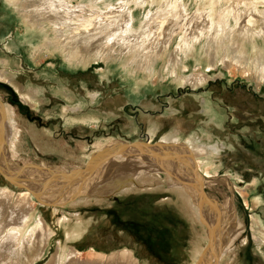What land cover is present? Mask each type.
Returning <instances> with one entry per match:
<instances>
[{"label":"rangeland","instance_id":"1","mask_svg":"<svg viewBox=\"0 0 264 264\" xmlns=\"http://www.w3.org/2000/svg\"><path fill=\"white\" fill-rule=\"evenodd\" d=\"M72 1L76 5L91 4L90 0ZM159 1L160 5L156 0L155 5L149 2L135 6L136 22L144 21L150 9L156 11L163 3ZM108 2L118 4V0ZM184 2L192 16L197 8L205 9L210 0L205 4L201 0ZM7 3L0 0V103L6 107V110L1 109L0 123L5 116H12L17 122L16 129L20 128L14 143L18 148L12 151L11 159L20 166L33 163L70 172L81 168L92 153L114 139H149L147 133L154 124L159 125L154 143L176 127L183 133V139L191 135L212 137L219 143L220 151L210 155L213 162L204 169L208 168L218 177L228 176L234 189L231 192L229 186L221 182H208L204 189L210 199L226 210H230L229 203L234 200L240 226L232 248L224 254L219 248L222 243L219 234L217 245L222 254L219 264H264V243L262 249L258 247L252 227V215L264 222V84L258 86L256 79L243 70L236 66L225 68L223 64L210 71L212 76L208 83L196 88L167 79L153 83L144 76L133 77L124 63L112 58L95 59L87 68H73L57 52L59 50L34 53L32 47L44 43L45 31L23 32L18 10ZM26 6L28 11L34 9L29 3ZM196 26V22L187 23L189 29ZM194 60L191 58L188 62L190 71ZM161 66L160 63L159 69ZM138 81H142L141 85ZM28 96L38 101L37 107L31 105ZM212 109L219 115L213 114ZM87 115L98 118V122L86 123L83 119ZM132 125L139 128L137 133H127ZM1 128L6 138L7 128ZM120 162L125 165L127 161ZM130 165L132 162L123 166L124 177L118 174L110 180L102 178L100 173L95 182L87 183L84 188L94 195H84L60 206L58 213L54 212V207L39 204L37 200V217L43 218L54 235L36 264L49 263L61 243L68 249L77 248L83 260L91 258V249L110 254L127 248L135 252L141 264L196 263L195 256L204 249L209 236L206 224L190 208V199L178 188L168 185L172 182L169 173L161 172L157 176L139 170L135 174L132 173L136 172L135 166ZM0 186L15 192L20 190L1 175ZM103 187L113 189L105 195L97 194ZM258 198L263 201L255 204ZM8 205L0 198V209L6 210ZM33 225L27 227L25 235ZM68 233L72 237L67 236ZM33 257L31 253L30 258Z\"/></svg>","mask_w":264,"mask_h":264},{"label":"bare ground","instance_id":"2","mask_svg":"<svg viewBox=\"0 0 264 264\" xmlns=\"http://www.w3.org/2000/svg\"><path fill=\"white\" fill-rule=\"evenodd\" d=\"M6 1L7 4L18 10L20 15L18 18H21L22 27H24L23 32L27 33L30 29H34V33L35 30L45 31L44 34L47 36L43 35L44 43H40L39 40L40 44L33 45V52L36 54L44 51L56 53L54 50H59L57 52H60V55L73 68H87L95 59L108 61L112 58L124 63L128 74L133 77L144 76V78L152 80L153 83L167 79L177 85H190L196 88L208 83L212 76L210 71L214 68L218 69V66L223 64L225 68L236 66L243 70L248 76L256 79L258 86L264 84V0H210L205 9L198 6V11L192 16L188 13L185 0H163L159 8L156 5V11L150 9L147 12L145 20L140 24L136 22L135 6L146 5L149 2L155 5L156 0H118V4L109 3L108 0H90L91 4L81 2L82 4L77 5L73 4L72 0ZM157 1V4L160 5V1ZM201 1L204 2L203 4L206 3V0ZM28 3L34 9L28 11L26 6ZM194 22L197 24L196 29H194L195 27L189 29L190 24L187 27V23L194 25ZM25 51L27 50L25 49ZM191 58L195 59L192 71L189 69L191 65H188ZM160 63L162 66L159 69ZM161 86L163 87L162 84ZM26 98L30 100L31 105L37 107L38 101L33 100L30 96ZM1 109L2 111L6 110V107L0 103V114ZM206 111L208 112L207 109ZM212 112L219 115L216 110L212 109ZM11 117L5 116L0 123V128L3 126V129L7 128L6 132H8L6 138L3 136L5 134L2 135L0 132V166L5 172L11 171V166L17 165L11 157L14 155L12 151L16 152L18 148L14 143L17 142L15 139L18 137L20 128L16 129L17 122L13 120L14 117ZM211 119L213 120L212 116ZM83 120L86 123L98 122V118L91 115H87ZM158 127V124L150 126L147 133L150 136V143H153L152 140ZM138 129L136 125H132L127 133H137ZM182 135L181 130L176 127L162 136L161 141H158L160 144L158 149L161 152V158L164 157V162H160L161 159L158 160L155 157L149 158L143 149V151L137 150L136 152L126 151L111 158H95L93 165L86 170L82 179L83 186L78 198L84 195L92 196L93 193L89 194L84 191V188L87 183L95 182L100 173H102L100 174L102 178L107 179L118 176V174L121 176L124 172L123 166L126 167L131 162L135 166L134 171L136 172H132L135 174L139 170H146L148 174L156 173L157 176H160L161 172H167L172 181L168 185L178 188L190 199V201L188 200L190 208L192 207L199 220L206 224L207 231L212 225L214 234L218 233L217 239L221 234L220 242L222 243L219 248L224 254L232 248V244L240 233L234 200L231 199V203H229L230 210H226L216 200L203 199L200 194L202 188L205 191L204 188L208 182L224 183L229 186L231 192L234 189L228 176L218 177L208 168L204 169L205 166L213 162L210 155L220 151L218 150L219 143L213 141L212 137L199 138L191 135L187 139H183ZM124 140L114 139L108 143V146L110 148L120 146ZM120 161L123 164L124 161L127 162L122 165ZM161 163L167 167L161 166ZM132 165L130 166L132 167ZM21 166H26L24 169L30 181L29 188H21L14 180L10 181L5 177L3 178L9 181L10 185L20 190L15 192L14 189L0 186V198L9 204L6 210H3L2 207L0 209V264H36L45 254L54 231L46 227L47 223L42 217H37L38 197L42 200L52 201L46 206L54 207L55 213L59 212L60 206L78 199L69 201L67 198L79 179L81 173L79 169L68 172L56 166L39 165L38 167V164L33 163ZM105 173L107 174L105 175ZM99 180L97 181L99 182ZM117 182L120 183V180ZM90 185L88 184V187ZM111 189L113 188L103 187L98 190L97 194L105 195ZM61 194L64 195L61 196ZM262 201L261 198H258L255 204L262 203ZM75 203L77 204V202ZM39 204L43 205L42 202ZM5 213L6 215H3ZM252 216L254 236L258 247L261 248L262 242L264 243V222L257 215ZM65 217L63 212V219ZM30 224L34 225L29 229L30 231L28 230L29 234L25 235ZM69 235L68 233L67 236ZM68 240H72V238ZM218 245L213 247L209 261L202 256L203 249L199 250L195 256L196 263L194 264L212 262L219 251ZM57 249L56 255L47 264H141L135 252L127 248L110 254H101L95 249H91V258L87 260L80 257L81 252L75 247L68 249L61 243ZM31 253L34 255L33 259L30 258ZM262 253L264 252L262 251Z\"/></svg>","mask_w":264,"mask_h":264},{"label":"water","instance_id":"3","mask_svg":"<svg viewBox=\"0 0 264 264\" xmlns=\"http://www.w3.org/2000/svg\"><path fill=\"white\" fill-rule=\"evenodd\" d=\"M113 141V140H112ZM110 141V142H112ZM123 143L120 146L117 147H112L110 148L108 146V144H106L103 148H101L100 150L95 151L94 153H92L91 157L88 159V161L80 168H76L79 169L81 171L79 179L77 181L76 184H74L73 190L70 194V196L67 198L69 201H73L76 198H78L81 194V188H82V179L86 173V170H88V168H91V166L93 165L94 159L97 157H104V158H111L117 154H121L124 153L126 151L129 152H136L137 150H141V151H145L149 158L155 157L159 160L160 162H164L163 159L164 157L161 158V152L159 151V147L160 144L158 141H156L155 143H150V140L148 139V137H146L145 139H138L136 141H122ZM143 149V150H142ZM138 154V153H136ZM156 159V160H157ZM11 164V162H10ZM12 165V164H11ZM161 166L165 167V164H160ZM12 170L11 171H6L3 170L0 166V175L2 177H5L7 179H9L10 181H13L18 184L19 187L21 188H29V180L26 174V170L24 168H26V166H20V165H13L11 166ZM39 167V165H38ZM167 167V166H166ZM21 181V182H19ZM65 194V193H64ZM64 194H61V196H63ZM201 196L203 199H209V196L207 195V193H205V191L202 188V191L200 192ZM38 200L40 202H42L44 205H48L50 203H52V201L49 200H42L40 199V197H38ZM54 201V200H53ZM59 203V202H58ZM61 204V203H60ZM217 235L218 233H216V235L214 234V231L212 229V225L209 228L208 231V236H209V240L208 243L205 245L203 251H202V256L207 258V261L211 260V254H212V249L214 246H216L218 244V240H217ZM220 251V250H219ZM217 252L215 259L212 262H208L209 264H218L220 261V252Z\"/></svg>","mask_w":264,"mask_h":264}]
</instances>
